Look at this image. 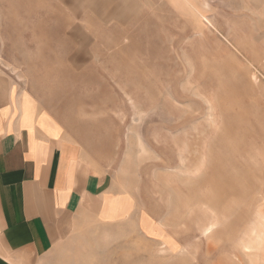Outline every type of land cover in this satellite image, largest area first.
<instances>
[{"label":"rangeland","instance_id":"obj_1","mask_svg":"<svg viewBox=\"0 0 264 264\" xmlns=\"http://www.w3.org/2000/svg\"><path fill=\"white\" fill-rule=\"evenodd\" d=\"M0 96L125 212L65 264H264V0H0Z\"/></svg>","mask_w":264,"mask_h":264},{"label":"crops","instance_id":"obj_2","mask_svg":"<svg viewBox=\"0 0 264 264\" xmlns=\"http://www.w3.org/2000/svg\"><path fill=\"white\" fill-rule=\"evenodd\" d=\"M110 190L76 149L0 96V264H65L88 228L125 215Z\"/></svg>","mask_w":264,"mask_h":264}]
</instances>
